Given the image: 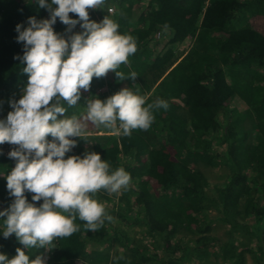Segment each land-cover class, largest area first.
<instances>
[{
	"label": "trees",
	"instance_id": "obj_1",
	"mask_svg": "<svg viewBox=\"0 0 264 264\" xmlns=\"http://www.w3.org/2000/svg\"><path fill=\"white\" fill-rule=\"evenodd\" d=\"M110 1L118 32L132 36L137 45L128 64L117 71L137 77L120 80L111 72L109 78L94 77L86 92L104 100L130 88L146 104L160 99L168 108L155 110L150 127L130 136L89 122L87 133L96 135L75 138L80 147L72 155L99 153L110 170L126 167L131 180L117 201L104 190L95 194L98 202L110 201L105 211L111 221L89 231L77 218L78 231L53 241L49 264H247L248 256L264 264V35L250 22L264 17V0H149L144 11L134 6L136 0L106 3ZM29 17L47 19L49 13L32 0H0V102L8 106L10 99L21 97L28 80L25 65L14 57L23 55L16 25L26 27ZM89 18L99 23L94 13ZM66 28L57 18L54 31L67 37ZM158 38H167V49H158ZM188 40L189 52L176 55ZM187 69L190 81L184 79ZM95 86H107V91L96 96ZM229 100L236 105L229 108ZM78 104L65 105V115L85 111L82 92ZM210 167L226 170L222 183L211 182L205 173ZM10 171V162L0 155L5 175L0 205L5 209L14 199L6 188ZM150 180L162 195L153 191ZM221 227L229 228L226 237L217 235ZM134 233L152 236L154 249L129 248ZM249 237L251 248L252 241H244ZM109 244L113 251L105 250ZM0 245L11 257L23 246L2 236ZM24 251L30 260L40 253L36 248Z\"/></svg>",
	"mask_w": 264,
	"mask_h": 264
},
{
	"label": "clouds",
	"instance_id": "obj_2",
	"mask_svg": "<svg viewBox=\"0 0 264 264\" xmlns=\"http://www.w3.org/2000/svg\"><path fill=\"white\" fill-rule=\"evenodd\" d=\"M32 3L47 10L49 18L29 17L26 27L17 24L15 28L23 55L14 59L25 65L22 71L28 80L19 99H10L9 106L0 102V155L7 160L1 154L3 144L17 146L8 152L15 166L5 178L6 188L14 199L6 209L0 205V236L7 239L14 235L25 249L43 248L44 252L30 260L17 248L12 258L0 253V264H49L53 241L78 231L77 218L89 231L111 221L105 205L94 196L100 190L116 194L126 190L130 174L123 167L110 170L107 160L94 151L82 156L72 152L65 158L66 154L80 147L75 138L86 137L89 122L130 136L133 130L150 127L155 110L168 108L164 100L146 104L145 97L122 88L104 100L92 96L79 116H66L65 105H80L81 90L88 91L94 77L112 71L120 80L135 81V72L125 76L117 69L127 65L136 52V40L120 34L119 25L108 16L99 23L90 20L88 9L103 8L106 0ZM57 18L71 35L54 31ZM77 25L82 31L73 32ZM49 136L52 139H47ZM0 178L4 177L0 174ZM39 201L42 203L36 206L34 202Z\"/></svg>",
	"mask_w": 264,
	"mask_h": 264
},
{
	"label": "rangeland",
	"instance_id": "obj_3",
	"mask_svg": "<svg viewBox=\"0 0 264 264\" xmlns=\"http://www.w3.org/2000/svg\"><path fill=\"white\" fill-rule=\"evenodd\" d=\"M148 2H149V0H136V2H135V4H134V6L136 5V8L138 7V8H140L141 9V11H144V9L147 7V5H148ZM112 8V9H111ZM88 12H89V15L91 14V13H94L95 14V17H96V19L99 21V22H101L106 16H108V17H110L111 19L113 18V15L115 14V7H114V5L112 4V1H110L109 3H106L104 6H103V8H101V7H98V8H96V9H88ZM69 16L71 17V18H73V19H77V17H76V15L75 14H72V13H70L69 14ZM250 22H251V25L253 26V28H254V30H256V31H258V32H260L261 34H263L264 35V17H262V16H258V17H253L251 20H250ZM77 28H78V30H80L81 28L79 27V25H77ZM223 37L224 38H226V36H225V34H223ZM159 42H160V45L158 46V49L159 50H165V49H167L168 47H167V38H164V39H161V38H158L157 39ZM190 45H191V42H190V40H188L185 44H182L181 46H179V49H178V54H176V55H185V54H187L188 52H189V48H190ZM181 61V59H179V62ZM179 62L178 63H176V65L174 66V67H176L178 64H179ZM187 71L189 72V73H187L186 75H185V80L186 81H190V77L192 76V74H191V72L187 69ZM111 72L112 71H109L106 75H105V77L106 78H109V75L111 74ZM98 82V81H97ZM185 84V83H184ZM95 85H97V83L95 84ZM92 89H95V91H96V96L97 95H99V96H101V95H103L104 94V92L105 91H107V86H105V87H94V88H92ZM81 92H82V95H83V99L86 101L88 98H90L91 96L89 95V92H86V91H83V90H81ZM175 103H179V101L178 100H176L175 101ZM236 104H235V101L234 100H229L228 101V107L229 108H232V107H234ZM86 106V105H85ZM3 108H6V106H2ZM96 134H93V131L92 132H90V133H87V135L86 136H95ZM86 148H87V146H86ZM123 162H125L124 160H123ZM123 168L124 169H126V167H124L123 166ZM226 172V170L224 169V168H221V169H219V168H212V167H210V168H206L205 169V173L207 174V175H210L211 176V182L212 183H214V182H216V183H222V179L224 178V175L226 174L225 173ZM0 174H1V177H4L5 175L2 173V172H0ZM146 181H148V180H146ZM150 182H151V186H152V188H153V191L156 193V194H159V195H162L163 194V192H162V188L157 184V182H155V181H153V180H150ZM105 194L107 195V196H111V197H116V201H117V197H120L121 195H122V191H120L118 194H116V193H108V192H106L105 191ZM110 203V201L108 200V199H106V201H105V207H106V205H111V204H109ZM0 210H3V208H0ZM252 224V223H251ZM216 228H218V226H216ZM228 231H229V228L227 227V228H225V227H221V228H219L218 230H217V235H219V236H221V237H226V234L228 233ZM10 237H12L13 238V236H10ZM239 239V237H236V239H235V241L237 242V245H236V250L237 251H240L241 250V243H240V241L238 240ZM249 239H250V241L248 242L247 240H244L246 243H250L251 241H252V239H253V237H249ZM131 243H129V248H131V247H133V246H135V245H138L139 247H140V249L144 252V253H147L148 251H149V249L150 250H153L154 249V246L157 244L156 242V240H154L153 239V237L152 236H147V235H138V234H136V233H134L132 236H131ZM227 240H228V238H227ZM254 246V242L252 241L251 242V244L249 245V247L251 248V247H253ZM105 250H108V249H112V251H113V249H114V247H112L111 246V244H109V245H106L105 246ZM87 250L89 251V248H87ZM0 253H4L5 255H8V257H11L10 255H9V251H8V249L6 248V247H4V246H2V245H0ZM161 252H159V254H155L156 256H158V258H159V256L161 255L160 254ZM246 261H247V264H252V262L255 264V259L254 260H252V258H250L249 256L246 258ZM74 264H81L80 262H76V263H74Z\"/></svg>",
	"mask_w": 264,
	"mask_h": 264
},
{
	"label": "built area",
	"instance_id": "obj_4",
	"mask_svg": "<svg viewBox=\"0 0 264 264\" xmlns=\"http://www.w3.org/2000/svg\"><path fill=\"white\" fill-rule=\"evenodd\" d=\"M71 139H73V138H71ZM16 147H17V146H15V145H9V144H7V143H5V144H3V145L1 146V154H2L5 158H7V160L10 162L12 168L15 166V161H14L13 159H10V158L8 157V152L11 151V150H13V149L16 148ZM76 147H77V145H76ZM76 147H75V148H76ZM73 150H74V149H73ZM73 150H72L70 153H67L65 158H67V157L73 152ZM25 194H29V195H31V197H32V195H34L33 193H29V192H25ZM34 203H35L36 206H39V205L42 203V201L34 202Z\"/></svg>",
	"mask_w": 264,
	"mask_h": 264
},
{
	"label": "crops",
	"instance_id": "obj_5",
	"mask_svg": "<svg viewBox=\"0 0 264 264\" xmlns=\"http://www.w3.org/2000/svg\"><path fill=\"white\" fill-rule=\"evenodd\" d=\"M13 236V238H15V236L14 235H12ZM17 248H21L22 250H24V246H17ZM15 249H16V247H15ZM40 250V253L39 254H37V253H34V255H32V259H35V257L37 256V255H42L43 254V252H44V249L43 248H41V249H39ZM8 256V255H7ZM8 258H12V257H8Z\"/></svg>",
	"mask_w": 264,
	"mask_h": 264
}]
</instances>
